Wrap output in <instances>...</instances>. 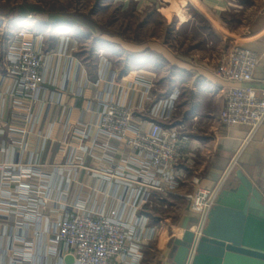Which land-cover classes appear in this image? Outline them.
<instances>
[{"label":"built area","instance_id":"2783aa9c","mask_svg":"<svg viewBox=\"0 0 264 264\" xmlns=\"http://www.w3.org/2000/svg\"><path fill=\"white\" fill-rule=\"evenodd\" d=\"M24 38L20 34L11 41L0 59V136L8 128L7 152L20 154L0 165V216L7 221L0 229L3 237L11 229L13 240L9 248H0V264H66L67 257L72 264H142V248L160 230L150 224L151 206L160 204L162 196H180L201 150L174 126L180 88L152 98L153 79L132 72L120 80L106 67L91 83L85 77L70 92L64 87L50 92L47 86L55 83L46 74L52 67ZM63 57L65 52L52 56ZM258 62V55L243 46L222 52L213 72L228 85L215 120L220 126L246 127L252 134L264 123V89L252 85ZM67 92L85 105L77 109L75 104L76 123L71 130L64 126V133H70V142L62 143L66 159L41 165L42 147L55 130L53 119L48 135H39L31 151L25 138L36 134L47 112L45 98L55 112ZM224 182L206 189L194 178L193 190L181 196L189 218L196 219L188 224L193 239L184 264L196 255ZM178 230L175 239L185 232ZM14 244L21 247L14 250Z\"/></svg>","mask_w":264,"mask_h":264},{"label":"rangeland","instance_id":"374dc122","mask_svg":"<svg viewBox=\"0 0 264 264\" xmlns=\"http://www.w3.org/2000/svg\"><path fill=\"white\" fill-rule=\"evenodd\" d=\"M106 2L0 0V59L9 50L11 41L23 34L24 40L35 46L36 53L52 68H57V63L67 58L69 65L78 63L92 72L95 68H111L116 74L120 73V80H125L132 73L128 69H137L139 62L143 64L145 61L148 62L146 69L155 73L152 98H156L173 84L174 71L166 59L173 62L175 57L194 55L197 50H210L217 53L219 59L228 48L242 46L245 41L241 30L250 25L252 32L264 23V10L260 4L255 6L256 10L246 9L232 16L226 15L224 23L219 26L212 25L205 13L193 8L179 10L175 0H157L145 9L130 3L125 7L120 2L112 5L110 0L105 6ZM53 20L59 24L51 26ZM100 47L104 49L103 54L97 55ZM62 52L65 57L52 58ZM149 57L152 60L147 61ZM95 80L87 77L89 83ZM161 198L160 204L151 206V220L157 224L158 230L161 229L156 241L157 246L163 248L166 239H169L168 246L171 244V235L177 237L179 231L174 222L187 203L175 195ZM191 219L196 222L195 218ZM171 228H174L173 233ZM161 239L162 245L159 244ZM149 247L153 249L151 245ZM153 258L154 253L146 254L142 264L152 263Z\"/></svg>","mask_w":264,"mask_h":264},{"label":"crops","instance_id":"0c3cea01","mask_svg":"<svg viewBox=\"0 0 264 264\" xmlns=\"http://www.w3.org/2000/svg\"><path fill=\"white\" fill-rule=\"evenodd\" d=\"M157 0H110L114 5L118 2L122 3L123 7L128 3L135 5L138 8L145 9L150 7V3H154ZM167 2L171 0H158ZM178 2L177 7L179 10H185L186 7L193 8L196 11L205 13L209 17V22L213 25L224 23L226 15H235L240 11L246 9H254L257 4L262 5L261 10H264V0L257 3L253 0H175ZM108 2V0H107ZM105 3V6L108 3ZM182 2V4H180ZM248 5L250 8H248ZM187 15V14H186ZM204 16V14H203ZM207 17V18H208ZM54 24L58 25L56 20H53ZM219 25V26H220ZM250 25L241 30L242 46L254 51L258 57L259 62L254 73L253 87L256 89H264V23L258 30L250 31ZM104 49L100 47L97 55L103 54ZM152 57V55H150ZM166 56V55H165ZM154 57V56H153ZM166 58V57H165ZM217 53L210 50L196 51L193 55L190 53L187 56H177L172 61L165 60L169 66L173 69V84L171 87L164 89L163 95H169L174 87H178L181 90V96L177 107V112L174 116V126L180 128L190 138L195 140L201 145V150L198 153V157L194 160L187 170L185 182L178 192L180 196L178 199L183 200L182 195L193 190L191 182L194 178L200 180V187L206 189L215 188L218 183L225 180L222 188H229L236 184V171H241L253 184L254 188L259 192L264 204V123L252 134L246 127H222L215 120L219 113L224 108V88L228 85L221 80L217 79L214 75V68L217 63ZM152 60V58H147ZM59 64V65H58ZM141 64V65H140ZM57 68H52L47 71L46 79L52 81L55 85H48L50 92L67 88L70 92L75 88L79 80H83L85 77L91 76V79H97L100 76L101 69L95 68L94 72L91 69L78 66V63L69 65L67 58L62 59L57 63ZM127 66L126 68H129ZM138 68L133 67L130 72L138 74L142 77H148L153 79L154 71L146 69L148 62H139ZM128 73V72H127ZM120 74L119 72L117 73ZM53 76V77H52ZM222 91V92H221ZM161 94V93H160ZM48 98V97H46ZM45 98V104L47 106V112L41 117V121L36 129L35 135H29L28 149L35 147L38 136L48 135L50 118L55 123V130L53 137L50 140L45 141L40 154L41 165H54L58 162H63L67 156V146L63 145L70 142V133L65 134L63 129L65 125L70 126V130L74 127L78 111L71 112L72 107L77 109L83 108L85 101L76 102L75 99L67 92L64 97L63 106L55 112L49 111V98ZM36 106L32 108L35 111ZM9 113L7 114V118ZM5 135L0 136V165L11 163V161L18 159L20 154L16 155L7 149L10 145L9 129L4 127ZM20 134H12L10 136L19 137ZM4 149V152H2ZM7 152V153H6ZM18 156V157H17ZM84 178L83 174L81 180ZM187 204L180 210V216L176 223L178 227L182 226L184 220L189 218ZM6 219L0 216V223L6 224ZM8 224V223H7ZM152 226L157 227V224L152 220L150 221ZM10 226V224H9ZM161 229L158 231V233ZM174 228L170 229L173 233ZM177 233V237H180V230ZM158 235V234H157ZM12 230L8 228L5 237L2 236L0 229V248H6L12 246ZM157 237V236H156ZM169 238V237H168ZM171 244H166L162 247L157 246L156 238L153 242L146 244L142 248L141 254L143 260L146 254L150 252L154 253L153 262L150 264H163L167 261L172 248V241L175 239L174 235H171ZM162 240H159V244L162 245ZM169 242V241H168ZM158 244V245H159ZM14 250H17L19 244H14ZM149 245L152 246V250ZM159 245V246H160ZM4 263V262H3ZM143 263V261H142Z\"/></svg>","mask_w":264,"mask_h":264},{"label":"water","instance_id":"95a60500","mask_svg":"<svg viewBox=\"0 0 264 264\" xmlns=\"http://www.w3.org/2000/svg\"><path fill=\"white\" fill-rule=\"evenodd\" d=\"M236 184L222 188L210 212L196 255L191 264H264V204L251 181L236 171ZM186 218L181 239L172 241L167 261L163 264H184L193 235ZM72 258L65 259L72 264Z\"/></svg>","mask_w":264,"mask_h":264}]
</instances>
